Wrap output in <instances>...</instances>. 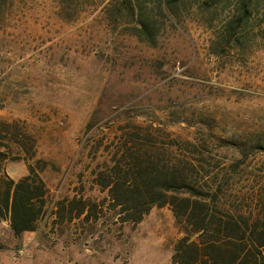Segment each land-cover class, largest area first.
I'll use <instances>...</instances> for the list:
<instances>
[{
    "label": "rangeland",
    "instance_id": "374dc122",
    "mask_svg": "<svg viewBox=\"0 0 264 264\" xmlns=\"http://www.w3.org/2000/svg\"><path fill=\"white\" fill-rule=\"evenodd\" d=\"M162 3L0 0V178L43 168L51 206L101 204L93 170L138 124L157 155L182 144L176 154L220 194L211 204L264 206V0ZM145 19L151 39L137 31ZM183 229L169 206L139 224L51 215L21 236L0 220V264H174Z\"/></svg>",
    "mask_w": 264,
    "mask_h": 264
},
{
    "label": "trees",
    "instance_id": "16d2710c",
    "mask_svg": "<svg viewBox=\"0 0 264 264\" xmlns=\"http://www.w3.org/2000/svg\"><path fill=\"white\" fill-rule=\"evenodd\" d=\"M169 2L163 0L164 11ZM137 31L141 39L153 37L147 19L141 20ZM151 128L130 125L121 155L104 159L103 168L93 170L95 183L108 193L101 204L67 199L51 206L43 168L29 166V174L18 181L0 178V220L9 221L15 235L21 236L38 230L51 215L71 221L83 215L90 219L99 210L112 211L122 224H139L155 207L169 206L184 228L174 248V264H264V206L255 210L211 204L210 199L220 200V194L199 182L201 170L195 159L177 155L182 144L176 140L167 141L157 155ZM13 142L36 158L20 140ZM184 145L188 148L191 143ZM260 148L264 150V145Z\"/></svg>",
    "mask_w": 264,
    "mask_h": 264
}]
</instances>
